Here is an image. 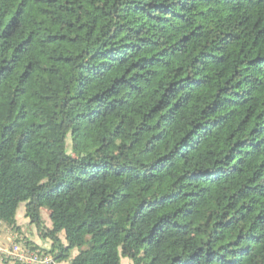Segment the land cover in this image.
<instances>
[{"label": "trees", "instance_id": "1", "mask_svg": "<svg viewBox=\"0 0 264 264\" xmlns=\"http://www.w3.org/2000/svg\"><path fill=\"white\" fill-rule=\"evenodd\" d=\"M22 203L52 264H264V0H0Z\"/></svg>", "mask_w": 264, "mask_h": 264}, {"label": "rangeland", "instance_id": "2", "mask_svg": "<svg viewBox=\"0 0 264 264\" xmlns=\"http://www.w3.org/2000/svg\"><path fill=\"white\" fill-rule=\"evenodd\" d=\"M25 204L22 203L18 209V221L21 223L19 231L12 230L8 224L4 221L0 222V242L5 244H11L12 241H18L23 244L31 243L32 245H37L40 247L50 248L49 240L42 237V233L38 231L34 224L30 222L24 223V214L22 212ZM43 221L46 226L51 225L49 218V209L45 208L43 210ZM17 236V238H16ZM11 240V241H10ZM78 252V248L71 250V256L68 260L63 262H58L55 264H70V259ZM123 264H133L129 258H123Z\"/></svg>", "mask_w": 264, "mask_h": 264}, {"label": "built area", "instance_id": "3", "mask_svg": "<svg viewBox=\"0 0 264 264\" xmlns=\"http://www.w3.org/2000/svg\"><path fill=\"white\" fill-rule=\"evenodd\" d=\"M7 261H18L25 264H52L54 256L44 250L33 249L28 244L18 241H12L9 245L0 242V264Z\"/></svg>", "mask_w": 264, "mask_h": 264}, {"label": "crops", "instance_id": "4", "mask_svg": "<svg viewBox=\"0 0 264 264\" xmlns=\"http://www.w3.org/2000/svg\"><path fill=\"white\" fill-rule=\"evenodd\" d=\"M22 212H23L24 217H25V218H24V223L30 222L29 219L25 216V206H24ZM18 217H19V214H17V223H18V225L20 226L21 223L18 221V220H19ZM48 226H51V225H48ZM49 244H51V241H50V240H49Z\"/></svg>", "mask_w": 264, "mask_h": 264}]
</instances>
